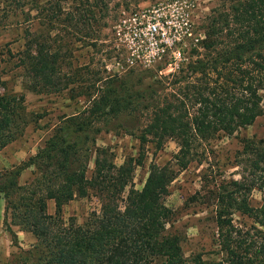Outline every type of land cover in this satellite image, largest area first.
Returning a JSON list of instances; mask_svg holds the SVG:
<instances>
[{
  "label": "trees",
  "instance_id": "trees-1",
  "mask_svg": "<svg viewBox=\"0 0 264 264\" xmlns=\"http://www.w3.org/2000/svg\"><path fill=\"white\" fill-rule=\"evenodd\" d=\"M17 2L21 8L26 0ZM57 16L53 11L50 22ZM43 47L32 36L27 39L18 65L25 86L35 92L66 88L67 81L58 79L57 54ZM150 76V82L139 78L138 84L116 75L96 79L84 111L63 116L33 156L0 171L5 224L37 240L23 251L22 264H208L200 254L185 256L180 237L168 232L173 211L165 197L178 172L203 159L207 144L264 114V0H221L186 65L167 76ZM2 88L0 75V150L29 122L25 96ZM111 117L125 132L134 128L128 121L139 122L141 146L151 142L160 149L173 140L178 147L173 163L151 165L142 189L133 185L141 160L117 166L112 152L96 144L98 124ZM242 143L237 157L248 173L201 195L214 206L223 256L219 264H264V140ZM30 168L33 177L20 184ZM256 188L262 203L252 207L247 196ZM89 196L97 199L98 211L81 224L64 218V206ZM235 212L254 220L252 235L236 226Z\"/></svg>",
  "mask_w": 264,
  "mask_h": 264
},
{
  "label": "rangeland",
  "instance_id": "rangeland-1",
  "mask_svg": "<svg viewBox=\"0 0 264 264\" xmlns=\"http://www.w3.org/2000/svg\"><path fill=\"white\" fill-rule=\"evenodd\" d=\"M19 0H0V75L4 81L2 91L23 94L29 122L23 133L8 146L0 150V171L21 164L33 156L53 133L63 116L78 114L88 106L89 94L98 78L110 75L130 78L136 83L139 78L150 82V75L167 76L177 69L169 66L168 59L155 62L150 67L129 66L125 52L117 38L116 30L131 12L152 8L161 4H175L173 19H188L192 24V37L204 35L208 17L219 7L221 0H26L20 8ZM57 9L59 12H57ZM58 13L55 22L49 15ZM183 39L185 66L190 58L193 38ZM33 34V35H32ZM32 36L44 45V49L55 51L58 60V79L68 84L66 88L35 92L27 89L23 68L19 67L21 53ZM145 77H144V76ZM143 76V77H142ZM103 81V80H102ZM65 83V84H66ZM101 83L98 82V84ZM264 106V102H263ZM113 117L98 125L96 144L108 148L117 166L134 159L133 185L142 189L153 163H173L178 147L173 140L156 149L154 143L141 146L137 138L139 122L128 121L134 128L125 132ZM264 140V114L246 128L232 136H220L206 145L205 156L198 157L185 169L178 172L169 184L165 202L173 211L167 224L168 232L181 239L184 255L200 254L208 264H219L222 252L218 245V231L214 206L201 199V195L214 191L222 183L240 179L245 172L237 154L243 148L242 140ZM89 163V175L93 170ZM30 168L23 172L19 183L24 184L33 177ZM261 192L256 188L247 196L252 207L262 203ZM99 203L95 197L77 198L63 208L65 219L73 217L84 223ZM54 202L48 203L49 213H54ZM234 223L243 230L254 233V220L241 212L234 213ZM11 232L5 224L4 201L0 203V264H22L23 251L32 249L37 240L28 231L12 226Z\"/></svg>",
  "mask_w": 264,
  "mask_h": 264
},
{
  "label": "built area",
  "instance_id": "built-area-1",
  "mask_svg": "<svg viewBox=\"0 0 264 264\" xmlns=\"http://www.w3.org/2000/svg\"><path fill=\"white\" fill-rule=\"evenodd\" d=\"M175 4H161L152 8H143L131 12L116 30L117 38L125 52L129 66L150 67L155 62L168 59L169 66L178 69L185 59L183 41L192 37V24L188 19L174 20L172 13ZM193 47L204 35L192 37Z\"/></svg>",
  "mask_w": 264,
  "mask_h": 264
}]
</instances>
